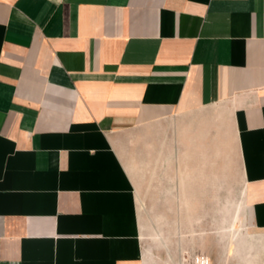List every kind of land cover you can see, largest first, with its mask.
Returning a JSON list of instances; mask_svg holds the SVG:
<instances>
[{
  "label": "crops",
  "instance_id": "1",
  "mask_svg": "<svg viewBox=\"0 0 264 264\" xmlns=\"http://www.w3.org/2000/svg\"><path fill=\"white\" fill-rule=\"evenodd\" d=\"M233 162L224 230L243 242L223 260L221 228L191 221L232 192ZM149 203L170 240L144 242ZM188 248L264 264V0H0V264Z\"/></svg>",
  "mask_w": 264,
  "mask_h": 264
},
{
  "label": "rangeland",
  "instance_id": "2",
  "mask_svg": "<svg viewBox=\"0 0 264 264\" xmlns=\"http://www.w3.org/2000/svg\"><path fill=\"white\" fill-rule=\"evenodd\" d=\"M229 178L232 179V192H230V189L228 188H221V191H220L221 201L215 202V203L206 202L204 204L198 205L199 215H201L202 217L201 219L191 221L192 224L194 223L193 229L195 228L198 232L204 231L209 234V232H213L219 227L221 228V236L217 237V239L219 240L217 249L219 250L220 258L223 260L228 259L226 250L228 249L229 251V247L230 245H232V238L229 235V233L225 231L229 229L228 227L232 222V219L229 220L230 218L229 213H232V211L234 210L235 204L237 202L239 204L241 202L239 199L240 198L239 193H240L241 186H242V180H241L240 173L238 170V164L237 163L235 164V162L232 163V172H229ZM229 195H232V200L229 201L228 203H225ZM164 206H165L164 204H153V203L143 205V210H144L143 216L144 217L142 221H143L144 231H142V236L143 238H145L144 242L147 245L154 240L156 231L163 232L162 237H166L168 240L172 238V235L170 233L173 232V227L176 221L175 220H156L153 218L154 214L150 212L152 210H159V211L164 210L163 209ZM196 212L197 210L195 208L192 214H196ZM231 218H232V215H231ZM240 224H242L241 229H243L244 223L242 222L241 219H240ZM207 236H205V238ZM173 237L174 239L176 238L174 235ZM196 237L197 236H194L191 239L189 238L191 241L190 243L196 242ZM241 242L243 241L239 240L238 243L232 246L239 245ZM197 253L204 254L211 261L210 257L205 252H202L200 250H193L191 248H188L184 250L183 252H180L178 257L175 259H172L171 257L168 256L167 260L171 264H180L183 260V257L188 258ZM160 254L161 255H158L159 258H161L160 260L164 261L165 254L164 253H160Z\"/></svg>",
  "mask_w": 264,
  "mask_h": 264
},
{
  "label": "built area",
  "instance_id": "3",
  "mask_svg": "<svg viewBox=\"0 0 264 264\" xmlns=\"http://www.w3.org/2000/svg\"><path fill=\"white\" fill-rule=\"evenodd\" d=\"M180 264H212L207 256L204 254H194L188 258L183 257V260Z\"/></svg>",
  "mask_w": 264,
  "mask_h": 264
},
{
  "label": "bare ground",
  "instance_id": "4",
  "mask_svg": "<svg viewBox=\"0 0 264 264\" xmlns=\"http://www.w3.org/2000/svg\"><path fill=\"white\" fill-rule=\"evenodd\" d=\"M239 206V205H238ZM241 206V205H240ZM238 208V207H237ZM238 230V229H237ZM232 236V235H231ZM240 237H242V236H240ZM240 240V239H239Z\"/></svg>",
  "mask_w": 264,
  "mask_h": 264
}]
</instances>
